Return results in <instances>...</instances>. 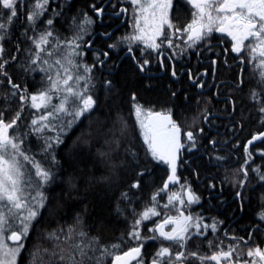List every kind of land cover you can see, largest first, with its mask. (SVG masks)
Returning a JSON list of instances; mask_svg holds the SVG:
<instances>
[{
	"label": "trees",
	"instance_id": "trees-1",
	"mask_svg": "<svg viewBox=\"0 0 264 264\" xmlns=\"http://www.w3.org/2000/svg\"><path fill=\"white\" fill-rule=\"evenodd\" d=\"M85 4L84 0L77 1V7H85ZM75 10H64L60 31L63 44L70 43L77 34L83 36L81 31L87 29L82 25V13L79 18L73 16ZM248 43L245 41V47L239 53L244 63L233 70L223 71L225 86L220 90V100L211 95L204 101L202 110L193 93L189 97L175 87L172 90L166 87L156 89L141 78L136 68L128 65L115 71L110 77L112 87L108 89L104 87L103 77L90 75L86 87L95 100V106L71 126H68L71 116L57 114V119L49 117L45 122L50 123L49 128L37 132L28 119L26 106L30 100L25 98L26 103L20 102L19 98L13 99L9 92L0 89V113L4 121H12L19 113L9 135L19 137L25 153L52 173L47 184H40L46 200L24 242L19 264L27 261L32 264L33 253L38 247H51L52 242L47 238L49 233L70 227L82 229L89 238H98L101 245L109 248L113 255L105 256L103 264H114V255H122L141 244L136 264H152L154 259H158L156 253L161 246H169L173 254L183 251L187 259H191L190 253L199 255L201 252L202 235H195L197 230L190 228V238L181 248L160 237L159 226L163 224L164 231L170 230L175 225L164 223L165 217H179L181 212L184 216L191 215L193 221L199 218L202 223L199 209L201 182L204 186L211 183L216 189L219 183L229 186L228 200H232V204L225 206L222 220L212 219L211 224H219L220 227L224 222L223 227H226L229 215L235 209L236 217L240 216L236 222L244 223L243 227H251V216L257 211L260 200L264 203V113L259 110L264 106V65L260 63L264 57L259 55V50L251 53ZM224 45L231 46L229 42ZM81 50L82 46L76 49L77 52ZM74 57L83 63V58ZM10 78L22 86V91L30 83V99L36 93L33 85L39 81L42 91L44 84L49 83L34 73L27 76L23 69ZM0 83L6 85L8 81ZM253 93L257 94L256 99H253ZM56 94H51L54 104L59 103ZM137 105L142 111L150 106L157 111H167L168 105H175L176 118H189L173 119L181 129L183 150L177 159L176 182L166 189L164 186L172 176V169L169 164L152 156L144 139L146 129H142L140 124L143 121L148 126V120L137 117ZM215 106H219L218 114L223 119L210 118L208 122L192 119L199 116L200 110L207 115L214 113ZM188 131L193 132L194 146L187 140L185 133ZM57 136L62 143H56ZM257 136L261 138L254 139ZM46 140L53 144L51 149L46 150ZM202 149L206 152L203 153ZM209 162L243 167L212 170L207 166ZM252 164L255 168L248 169ZM135 182H139V187L132 186ZM188 189L199 197L198 203H187ZM233 189L235 192L231 191ZM236 189L241 190L242 198H254L253 204L249 205L251 207L242 215L233 198L238 193ZM173 193L185 201L183 206L175 198L169 202ZM149 208H154L160 215L150 214L148 219H142L143 212ZM138 220L140 223L137 225ZM134 231H139L141 239L133 237ZM215 237H211L213 242L207 249L208 256L215 254ZM112 245L119 247L113 248Z\"/></svg>",
	"mask_w": 264,
	"mask_h": 264
},
{
	"label": "snow or ice",
	"instance_id": "snow-or-ice-1",
	"mask_svg": "<svg viewBox=\"0 0 264 264\" xmlns=\"http://www.w3.org/2000/svg\"><path fill=\"white\" fill-rule=\"evenodd\" d=\"M17 3L18 0H0L2 8L8 10L7 16L2 17L3 22H0V41L4 40L13 19L18 16ZM131 3L136 7L139 18L143 19L145 26H147L150 20L155 21L157 9L170 6L171 0H167V5L157 4L155 0H131ZM190 3H193L196 11L192 23L188 24L184 30L189 33L188 40L197 43L211 36L214 31L224 33L235 42L232 47L233 52L239 54L245 47V41H248V50L251 53H256L259 50V55L264 57V0H190ZM48 4L49 0H35L33 10L27 16V20L34 28L39 18L47 11ZM87 22L91 23L90 20ZM164 23H167L168 27H172V24L167 20L166 12L161 11L159 22L155 27L157 35L161 33V25ZM46 24L51 26L53 20L47 19ZM136 26L139 27V21H137ZM139 30L141 33L144 32V28ZM50 37L55 40L54 49L45 47L50 44ZM79 38L80 36L77 34L70 43L66 42L63 45L64 48L70 49L65 53L59 52L61 45L58 38L53 36L50 27L33 38V43L39 52L45 53L47 57H52L53 60L51 63L48 59L42 61L43 64L48 65V68H40V71L48 73L47 79L50 84L47 91H42L39 96H31L32 107L37 109L40 107L47 108L52 99L51 94L62 93L60 102L51 105V111L46 112L39 120H33V125L39 124L41 121H49V117L55 120L58 118L57 114L63 113L72 117V120L68 121V126H71L72 123L84 116L85 113L90 112L95 106V100L91 94H88L87 87L81 88V81L88 82L92 69L87 65H80L73 59L74 56L82 55L81 52L75 51L80 47L76 43ZM128 39L139 40L142 39V36L135 35L128 37ZM170 43L169 41V46ZM112 47H115V45H112ZM149 47L155 49L159 48L160 45L152 43ZM3 52V45L0 44V58H2ZM104 55L107 56V53H104ZM41 59L39 53H37L31 62L36 64ZM260 63L264 65V59H261ZM146 64L147 61H144L141 70ZM81 67L83 68L82 72L80 71ZM2 68L3 63H0V69ZM175 74L173 72V75ZM108 83L110 84V82ZM13 86L18 87L17 85ZM200 87H203V85L201 84ZM256 96L257 94L253 93V99H256ZM38 99L39 104L36 103ZM259 110L264 113V106H261ZM140 113L141 108L137 105V117L140 116ZM147 115L152 116L153 114L148 112ZM157 116H162L167 124L161 125L160 128H150L141 121V128L146 129L144 139L152 156L171 166L172 176L169 177V181L176 182L177 153L183 147L180 142L181 129L171 120L170 115L157 114ZM18 119L19 113L12 121L6 123L2 113H0V264H17V257L24 248L22 241L27 238L31 223L38 216L39 209L44 206L46 200L42 192L37 191L33 194L28 191L33 181L32 174L26 169V164L35 169V176L39 178L37 188L40 184H47L52 179L50 170L42 167L33 157L25 153L22 149L23 141L15 135H9V129L14 127ZM49 126L50 123H45L36 128L35 131L41 132ZM185 135L187 140L192 141L191 146H194L193 132L188 131ZM260 138L261 136H257L254 139ZM55 140L56 143H62L58 136ZM46 145V150L53 147V144L47 142V140ZM132 186L139 187V182H135ZM164 188H167V184ZM174 198L179 200L181 206L185 204V201L175 193L169 197V202L171 203ZM153 199L155 200V197ZM193 202L198 203L199 197L195 196L191 189H188L187 203L191 204ZM150 214L160 215L154 208H149L143 212L142 219H148ZM261 218L264 219V215ZM136 223L138 225L140 221L138 220ZM164 223H171L175 226L168 231H164V225L161 224L159 226V236L163 237L164 240L178 244L181 248L184 247L186 240L190 238V228L197 230L194 233L195 235H203L205 233L201 232L200 229L203 227L206 230L209 227V225H201L199 218L193 221L191 215L184 216L183 212L180 213L179 217H165ZM211 229L216 231L215 223L211 225ZM132 235L137 240L141 239L139 231H134ZM47 238L52 242L51 247H38L33 253L32 264H103L105 256L113 255L109 248L99 243L98 238H89L86 232L82 229L77 230L75 227L54 231L49 233ZM152 239H156V237H152ZM7 241H11L12 245ZM209 244H211V241H209ZM142 246L141 244L134 247L122 255H114V264H127L129 258H137L140 255ZM112 247L118 248L119 245H112ZM233 252H235V247L229 246L226 251L221 249L208 257H200L195 252L190 253V255L201 261L208 259L220 264L221 259H223L228 264H232ZM247 255L249 257L255 255L264 260V251L258 247L254 251L249 250ZM156 256L158 259H154L152 264H164L165 257L168 258V264H176V262L187 259L183 251L173 254L169 246H161ZM251 264H255V261H252Z\"/></svg>",
	"mask_w": 264,
	"mask_h": 264
},
{
	"label": "flooded vegetation",
	"instance_id": "flooded-vegetation-1",
	"mask_svg": "<svg viewBox=\"0 0 264 264\" xmlns=\"http://www.w3.org/2000/svg\"><path fill=\"white\" fill-rule=\"evenodd\" d=\"M77 1L49 0L47 11L39 18L34 28L27 20V16L31 14L35 0H18V16L13 19L7 34H5L4 40L0 41V44L4 48L2 58H0V63H3V68L0 69V81H8L6 85H1L0 83V89L3 88L7 93L9 92L10 97L12 95L13 99L19 98V101L23 103H26L25 98L30 100V83L26 85L25 91H22V86L15 84L10 76L17 74L22 69L24 72L35 70L36 68L31 61L37 53H39L41 58L42 56H46L45 53L39 52L35 47L33 43L34 37H37L40 32L50 27L53 34L56 35L55 37L59 40L61 45L59 52L61 53L63 43L61 42L60 31H62L63 15L66 9L73 10L75 8L76 10L73 16L79 18L82 13V25H90L91 33L84 40L81 51L84 59L83 64L91 67L92 70L89 76L92 75L94 78L100 76L105 79L104 87L106 89L112 87L110 77L116 73L115 71L121 66L124 68L129 65L136 68L141 78L145 82L151 83L156 89L157 87H166V89L172 90L175 87L189 97L193 93L196 101H200L198 105L202 110L204 101L211 97V95L220 100V90L225 86L222 76L223 71L233 70L238 65L244 63L240 58V54L232 51L231 37L224 36L223 33L214 31L211 36L197 43L188 40L189 33L184 30L188 24L192 23L196 11L193 3H190V0H171L170 6L157 9V23L160 19V12L163 11L166 12L167 20L172 24V27H168L167 23L161 25V33L159 35L156 34L152 38V43L160 45L159 48L155 49L145 43L146 40L150 39L149 37L148 39L143 38L135 42L124 40V34L127 33L134 21L133 13L137 11L136 7H133L134 5L129 0H84L86 4L82 8L77 7ZM155 2L157 4L167 5V0H155ZM7 14L8 10L3 9L2 5H0V22H3L2 17H6ZM47 19L53 20L51 26L46 24ZM88 20L91 23H88ZM146 27L143 20L140 22L139 27H137L139 32L140 28H144V32H140L143 36ZM49 40L50 44L45 47L48 49L55 48V40L52 37ZM169 41L171 42L170 46ZM225 42H229L231 46H225ZM112 45H115V47H112ZM226 48H230L231 51ZM104 53H107V56ZM144 61H147V64L141 70V65L144 64ZM173 72L176 74L173 75ZM201 84L203 87H200ZM13 85H17L18 87H14ZM59 94H56L58 99H60ZM217 107L219 106H215L214 113L212 112L209 115L206 112L200 113V110L199 116L192 119H205L206 122L210 118L223 119V116L218 114L219 108ZM149 108L154 109L156 114H163V116L170 115L172 121H174L173 119H178L175 116V105H168L167 111H157L156 108L151 106ZM205 114L206 116L204 117ZM141 118L148 120L149 127L157 117L148 115L144 117L140 114ZM179 119L189 118L184 116ZM182 140V133L180 132V142L183 145ZM204 145H207V143L205 142ZM205 149H202L203 153L206 152ZM181 150H183V147L179 149V153ZM178 166L177 164L176 169ZM207 166L212 168V170L243 167L237 166V164L225 165L213 162H209ZM248 167L251 170L255 168L253 164ZM171 185L172 182L168 181L167 186L170 187ZM199 187L201 197L199 209L201 210L203 219L201 224L209 225V227L206 230L202 229V232L205 234L201 238L203 244L201 245V252L198 256L208 257L207 249L212 246V244H209V241L212 243L211 237L215 235V253L221 249L226 251L229 246L235 247V252H233L231 257L232 264H251L252 261H255V264H264V260H261L259 257L255 255L249 257L247 255L249 250L254 251L257 247L264 251V219L261 218L264 215V203L260 200L261 198L259 199L260 202L257 211L251 216L253 218L251 227H243L244 223L236 222V219L240 216L236 217L237 213L234 209L233 214L229 215V223H225L227 224L226 227H223L224 222H221L220 227L219 224H216V231H213L211 229L212 219L222 220L225 206L232 204V200H228L230 196L229 186L219 183L216 189L211 183L204 186V183L201 182ZM236 190H238V193L233 198L236 199V207L242 215L248 209L249 205L253 204L254 198L252 196L242 198L240 196L242 193L241 190ZM231 191L235 192L234 189ZM191 204L194 205L195 203L193 202ZM192 207L196 209L195 206ZM25 240L22 241L24 246ZM19 257L20 254L17 257V264H19ZM29 262L27 261L25 264H31ZM136 263L137 258L130 264ZM164 264H168V259H164ZM176 264H216V262L208 259L201 261L193 257L176 262ZM220 264H228V262L221 259Z\"/></svg>",
	"mask_w": 264,
	"mask_h": 264
},
{
	"label": "rangeland",
	"instance_id": "rangeland-1",
	"mask_svg": "<svg viewBox=\"0 0 264 264\" xmlns=\"http://www.w3.org/2000/svg\"><path fill=\"white\" fill-rule=\"evenodd\" d=\"M130 1V3H131V0H129ZM133 7H135V6H133ZM133 15H134V17H133ZM133 15H132V17H133V19H134V21L132 22V26L129 28V30L127 31V33H125L124 34V36H125V38H124V40H126V41H129V42H135L137 39H128V37H132V36H135V35H139V36H142V39L144 38V39H148V37L150 38V39H148V40H146L145 41V43L147 44V45H150V44H152V38L156 35V32H155V26H156V24H157V20L155 19V21H151L150 20V22H149V24L147 25V27H146V30H145V34H144V36L143 35H141V33L138 31V28H137V21H139V24H140V22H142V20L143 19H140V18H138L139 17V13H138V11H134V13H133ZM144 21V20H143ZM145 23V22H144ZM87 29H85L84 31L85 32H83V31H81V33H83L82 35L83 36H80V38L78 39V40H76V43H78L79 45H80V47L82 46L83 47V44H84V40L85 39H87V37L90 35V33H91V27H90V25H87V26H85ZM224 34V33H223ZM224 36H227V35H224ZM227 37H229V36H227ZM81 40V41H80ZM234 41H232V47H233V45H234ZM64 45V44H63ZM79 47V48H80ZM53 49H54V47H53ZM70 49H66V48H64V47H62V50H61V53H65V52H67V51H69ZM75 51H76V49H75ZM82 51V50H81ZM82 53V52H81ZM44 54V53H43ZM81 58H83V53H82V55L80 56ZM43 59H48L49 61H50V63L52 62V60H53V58L52 57H47V56H42V59H41V61H40V63H36V64H34V67L36 68L35 70H32V71H28L27 72V76H30V74H36V75H39L40 76V78L41 79H43L44 78V80H46V83H48V79H47V76H48V73H46V72H43V71H40V68H48V65H46V64H43ZM73 59H74V61H76L77 63H79L80 65H84L83 63H81V61H78V60H76V58L75 57H73ZM1 61V60H0ZM80 71L82 72L83 71V68L81 67V69H80ZM39 78V79H40ZM38 79V80H39ZM38 83H39V81L37 82V84L36 85H33L34 86V92H36V93H34V94H32L31 96H33V95H36V96H39V94L42 92V91H47L48 90V88H49V84H50V82L48 83V84H44V90H42L41 91V88L39 87V85H38ZM84 87H86V83L84 82V81H81V88H84ZM106 88V87H105ZM60 96L62 95V93H60L59 94ZM59 102H60V99H59ZM36 103L37 104H39L40 103V101H39V99L36 101ZM54 104V102H53V95H52V99H51V102H50V104H49V106L47 107V108H45V107H40L39 109H37V108H33L32 107V101H31V99H30V101L28 102V105L26 106V107H28V119L30 118L31 119V122H30V124L32 125V127H35V128H39V127H41L42 126V124H44L46 121H41L39 124H36V125H33V123H32V121L33 120H39V118L41 117L40 115H44L46 112H48V111H50L51 110V105H53ZM58 104V103H57ZM151 111V113L153 114L152 116H155V117H157L156 118V120H154L153 122H152V125H150L149 127L150 128H160V126L161 125H165V124H167V121H165L161 116H156L157 114H156V111H154V109H150V108H148V109H144L140 114L142 115V116H144V117H147V113L148 112H150ZM61 117H63V113H60L59 114ZM37 116H39V117H37ZM79 119V118H78ZM142 119V118H141ZM60 124H62V121L60 122ZM151 134V133H150ZM178 156H179V151H178V153H177V159H178ZM177 159H176V167H177ZM31 166V165H30ZM30 166H27V164H26V169H27V171L29 172V173H31L32 174V181H33V183H32V185H31V187H29V189H28V191L29 192H31V193H33V194H35L37 191H40V192H42V185H44V184H42V185H40L39 186V188H37V182L39 181V178L38 177H36L35 176V169L33 168H31ZM176 174V173H175ZM40 210V209H39ZM37 218V217H36ZM35 220H33L32 221V223H31V226H32V224H33V222H34ZM31 226H30V229H31ZM30 229H29V231H30ZM10 245H12V242L11 241H7ZM21 254V253H20Z\"/></svg>",
	"mask_w": 264,
	"mask_h": 264
},
{
	"label": "water",
	"instance_id": "water-1",
	"mask_svg": "<svg viewBox=\"0 0 264 264\" xmlns=\"http://www.w3.org/2000/svg\"><path fill=\"white\" fill-rule=\"evenodd\" d=\"M132 261H134V259L129 258L127 264H130Z\"/></svg>",
	"mask_w": 264,
	"mask_h": 264
}]
</instances>
